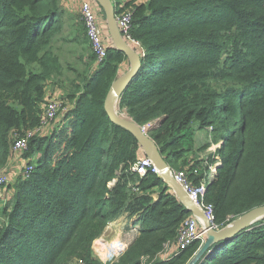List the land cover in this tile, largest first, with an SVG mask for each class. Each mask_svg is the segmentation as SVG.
Returning <instances> with one entry per match:
<instances>
[{
	"label": "trees",
	"instance_id": "1",
	"mask_svg": "<svg viewBox=\"0 0 264 264\" xmlns=\"http://www.w3.org/2000/svg\"><path fill=\"white\" fill-rule=\"evenodd\" d=\"M111 1L117 15L132 14L129 35L145 50L120 114L140 127L164 118L147 136L193 186L208 165H220L202 199L216 231L263 206L264 0ZM62 17L60 0H0V172L15 137L39 127L46 88L62 77L53 52ZM125 59L109 49L93 70L89 55L70 84L69 125L64 118L61 135L28 139L24 159L33 171L8 183L11 199L0 206V264H102L92 245L95 252L108 224L127 211L140 229L115 264H191L200 252L201 240L158 260L191 214L156 173L130 171L145 156L104 111ZM207 130L223 144L203 160L197 154L211 144L195 150V134ZM263 221L193 264H264Z\"/></svg>",
	"mask_w": 264,
	"mask_h": 264
},
{
	"label": "built area",
	"instance_id": "2",
	"mask_svg": "<svg viewBox=\"0 0 264 264\" xmlns=\"http://www.w3.org/2000/svg\"><path fill=\"white\" fill-rule=\"evenodd\" d=\"M80 3V19L83 24L85 30V36L88 40V43L91 47V50L95 57V62L93 64V70H96L104 63L108 55V49L104 46L102 41V32L101 28L96 20L95 14L93 12L92 5L89 0H78ZM115 20L117 24V28L119 34L123 41L126 44H132L136 46L140 55H145V50L141 47V45L132 40L129 32L131 28L132 14L130 12H125L122 14H115ZM71 103L64 99H51L48 100L46 105L42 110L41 122L37 129L29 132L24 137L16 136L14 139V143L12 146V154H20L25 153L28 149V139L31 136H35L37 134H42L45 132L49 126H51L60 113H64L66 109L69 107ZM152 124V123H151ZM147 124L144 128H147L149 125ZM152 171L156 173L157 170L153 165L152 161L148 158H142L131 165L130 171L139 177H144L148 171ZM33 171V167L31 169V173ZM171 176L177 182L184 193L189 198L192 206L197 208L203 216V219L195 218L193 216L189 217L182 225V227L178 231L177 239H176V247L177 250L183 251L187 247H189L195 241H203L205 238V223L212 224V212L213 208L210 205H203L202 199L204 193L206 192V188L209 185L210 179L209 175L206 174V179L199 186H193L187 180V176L184 171H177L170 168ZM28 169H25L22 174L28 177ZM10 182L9 175L6 171L0 172V200H3L2 188L6 186ZM264 218L260 221H263ZM259 222V221H258ZM264 226V221H263ZM214 228V227H213ZM166 246H169L166 245Z\"/></svg>",
	"mask_w": 264,
	"mask_h": 264
},
{
	"label": "water",
	"instance_id": "3",
	"mask_svg": "<svg viewBox=\"0 0 264 264\" xmlns=\"http://www.w3.org/2000/svg\"><path fill=\"white\" fill-rule=\"evenodd\" d=\"M103 11L108 35L112 42L113 48L120 54H122L130 64L129 71L118 78L113 82L111 88L109 89L105 101H104V111L108 117V119L115 124L116 126L124 129L130 135L133 136L135 141L137 142L141 152L144 156L150 159L155 166L157 172L156 175L163 182H165L169 188L173 191L174 195L177 197L178 201L184 207V209L191 214V216L199 219H203L202 213L192 206L189 201V198L184 193L180 185L175 182L173 177L171 176V171L163 157L161 156L157 146L155 143L147 136V132L158 127L164 120V118H160L147 128L140 127L134 122H132L127 117L125 118L123 114L119 112V101L120 98L128 87L130 82L136 77L141 67V58L140 56L133 51L121 38L116 20H115V6L111 0H93ZM220 165L216 166L219 167ZM264 218V205L254 208L249 212L243 214L239 218H237L231 225L216 231L213 227H211L210 223H205V237L206 240L197 254L195 259L191 264L196 262V260L203 255L205 252L213 244H219L222 242H226L238 234L248 230L253 224H256L258 221Z\"/></svg>",
	"mask_w": 264,
	"mask_h": 264
},
{
	"label": "crops",
	"instance_id": "4",
	"mask_svg": "<svg viewBox=\"0 0 264 264\" xmlns=\"http://www.w3.org/2000/svg\"><path fill=\"white\" fill-rule=\"evenodd\" d=\"M93 12L95 14L96 20L101 28L102 32V41L104 46L109 50H113L117 52L112 45L110 37L108 35L107 24L105 20V16L101 8L93 1L89 0ZM62 11L64 13V17H62V28L59 32V35L55 38L53 42V52L58 56L60 62L63 67L62 77L58 78L54 84L48 86L46 88V100L51 99H64L68 101V96L70 92V84L69 79L65 80L66 74H71V81L75 80V73L82 71L85 64L88 62V56L92 55L91 47L88 43V40L85 36V30L83 24L80 19V3L78 0H60ZM133 51L137 54L139 53V49L132 45L127 44ZM118 53V52H117ZM140 55V54H139ZM130 69V64L125 59L118 68L117 78L125 75ZM115 80V81H116ZM69 102V101H68ZM71 103V102H70ZM201 131H197L195 134V139ZM143 156V155H142ZM145 158V157H143ZM20 158H15L13 162H9L7 173L9 174V178L13 177L12 175H20L15 174L17 169L20 166ZM167 254H175L176 253V245H169Z\"/></svg>",
	"mask_w": 264,
	"mask_h": 264
},
{
	"label": "rangeland",
	"instance_id": "5",
	"mask_svg": "<svg viewBox=\"0 0 264 264\" xmlns=\"http://www.w3.org/2000/svg\"><path fill=\"white\" fill-rule=\"evenodd\" d=\"M66 77L68 78H66L65 80L69 79V82H71V74L67 73ZM69 88H71V85L69 86ZM124 117L126 118V116ZM63 119H64V124L68 126L69 120H71V104L66 109V111L64 113H60V115L57 117L54 123L51 126H49V128L45 132H43L40 135L46 134L48 137L51 136L58 128L57 125L60 124ZM56 133L57 136L61 135L62 134L61 129L59 130L57 129ZM216 141L217 142L213 143V134L210 133V130L201 131V133L195 139V150L205 145L206 143L211 144V146L207 151L198 153L197 156H199L203 160L207 159L209 156L212 157L215 150L218 147L222 146L223 144L221 140H216ZM25 153L14 154V155L12 154L11 163L15 158H20L21 161H20V166L17 169V172L15 173L18 174V172H20L19 173L20 175H16V176L12 175L13 177H10V182H14L16 179L21 177H23V180H25L26 175L22 174V172L25 169H28L29 171L27 178L30 177L32 165H28L27 164L28 162L24 159ZM208 166H209L208 168L210 169V175H209V179H210L214 175V171H215L214 169L216 168L217 165L215 166V164L214 165L210 164ZM6 173H7V169H6ZM2 194H3V200H0V206L6 205L7 201L11 199L12 193L11 191H9V184H7L2 188ZM152 196L156 197L154 194ZM135 216L136 215L131 216L129 211L123 212L117 216L115 220L117 222L112 221L108 224L103 234L100 236L99 239H97L99 244L95 252L93 251V245H92V256L94 259H96L102 264H115L118 261V259L124 254L128 246L133 242L134 238L137 236V233L140 229L139 225L137 224V216L136 217ZM113 222L117 223V225H121L120 228L124 232H116L112 230L110 228V225ZM232 223H230L229 225H231ZM203 239L204 240L202 242L204 244L206 238ZM169 247L170 246H165L164 251L160 255V258L158 260L168 261L172 257H174L173 254L171 255L167 254ZM152 262L151 261L148 262V260L146 259L143 260V264H152Z\"/></svg>",
	"mask_w": 264,
	"mask_h": 264
},
{
	"label": "bare ground",
	"instance_id": "6",
	"mask_svg": "<svg viewBox=\"0 0 264 264\" xmlns=\"http://www.w3.org/2000/svg\"><path fill=\"white\" fill-rule=\"evenodd\" d=\"M117 222V221H115ZM113 222L111 225H110V228L116 232H124L121 230L120 226L121 225H117V223Z\"/></svg>",
	"mask_w": 264,
	"mask_h": 264
}]
</instances>
